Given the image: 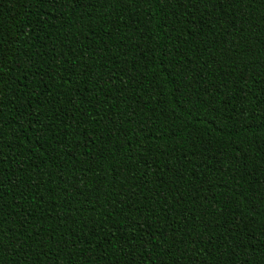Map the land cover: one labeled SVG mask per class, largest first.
<instances>
[{
    "label": "trees",
    "instance_id": "1",
    "mask_svg": "<svg viewBox=\"0 0 264 264\" xmlns=\"http://www.w3.org/2000/svg\"><path fill=\"white\" fill-rule=\"evenodd\" d=\"M0 31V264H264V3L0 0Z\"/></svg>",
    "mask_w": 264,
    "mask_h": 264
},
{
    "label": "snow or ice",
    "instance_id": "2",
    "mask_svg": "<svg viewBox=\"0 0 264 264\" xmlns=\"http://www.w3.org/2000/svg\"><path fill=\"white\" fill-rule=\"evenodd\" d=\"M30 2V0H25V5ZM151 0H35V3L38 5H48V6H54V5H60L64 6L66 4L71 3L75 7H79L81 9H87V8H95L98 3L104 4L107 7H111L113 4H120L123 6L126 3L135 4L138 6L141 3H150ZM257 2V0H247V4L250 5L252 3ZM261 3H264V0H260ZM157 3H159V0H157ZM164 3L167 7H176V11L179 12L181 7H184L187 9V13L190 14L193 18L196 17L198 13H201V9H205L210 16L211 13L214 10L221 9L225 4H227L229 7L233 8H240L241 6H245V0H164ZM243 15V13H241ZM101 19L103 17H100ZM39 19V17H38ZM179 22V20L177 21ZM213 21H210V23ZM40 23H44V21H40ZM4 34L2 31H0V126H2V116L3 111L7 107L6 102L11 101L10 96V90L12 93L15 92V86L17 85V80L15 77H10L9 79H5V58L3 56V53L11 48V45H5L4 43ZM235 39V37H233ZM55 51V49H53ZM43 61H41V64ZM16 68L19 67V65H15ZM13 71V69H9V72ZM39 71V70H38ZM84 71H87V66H84ZM177 75L179 73H176ZM35 73L28 72L27 76H34ZM25 77V79L27 78ZM45 86L43 82V77L41 76L40 82L32 89V91L28 92L29 100L28 102L31 103V97L38 95V92L36 89L40 88L41 86ZM23 87V86H22ZM78 90V89H77ZM18 99V97H17ZM23 106V105H20ZM17 107V111H19V107ZM234 111V110H233ZM233 111H229L227 108L225 109V119H230L233 116ZM132 115H135V113H132ZM211 115V114H209ZM238 116V114H237ZM223 123V120L221 121ZM239 123L241 126L247 125V120L240 119ZM264 123V121H262ZM3 133L0 131V149H2L3 144ZM3 156L2 150H0V157ZM3 163V160L0 159V164ZM0 173H4L3 169H0ZM6 175V173H4ZM8 180H11V177H8ZM22 181L17 180L15 183L19 185ZM4 195L3 192V181L2 178H0V199H2ZM23 195V193H22ZM0 251H2V244H0Z\"/></svg>",
    "mask_w": 264,
    "mask_h": 264
}]
</instances>
